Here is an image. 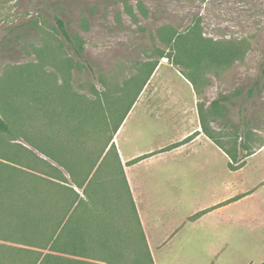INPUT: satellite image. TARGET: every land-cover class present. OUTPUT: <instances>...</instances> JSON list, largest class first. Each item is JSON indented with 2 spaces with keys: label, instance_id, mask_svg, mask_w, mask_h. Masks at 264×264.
<instances>
[{
  "label": "rangeland",
  "instance_id": "rangeland-1",
  "mask_svg": "<svg viewBox=\"0 0 264 264\" xmlns=\"http://www.w3.org/2000/svg\"><path fill=\"white\" fill-rule=\"evenodd\" d=\"M56 19L63 21L74 40L81 41L85 61L73 54ZM166 25L178 32L196 28L205 37L226 40L240 48V56L226 66H201L197 76L201 90L196 94L198 103L209 111V127L222 142L227 143V133L235 134L231 141L236 145L247 139L251 145L264 141V0H0V117L13 132L0 139L4 141L5 162L24 171L10 175L13 183L19 191L27 192L44 187L39 177L57 182L56 178H65V189L50 190L45 210L52 216L63 214L74 198L73 188L84 201L78 212L86 219L85 239L94 245L95 254L101 251L95 244L96 234L91 235L94 225L119 224V240L115 242L121 248L123 262L132 260L135 251L123 232L130 224V209L117 204L110 196L111 187H107V181L116 174L112 165L115 161H105L99 174L101 186L89 189V198L38 143L52 151H58L59 143H69L70 155H74L75 144L80 147L85 142L86 153L81 160L85 159V165L90 162L91 150L103 146L114 123L120 121L129 106V99L119 100L111 114L105 109L109 128L106 135L100 133L103 130H98L97 135L94 129V135L85 138L83 96L87 107L90 104L88 128L102 124L90 120L97 114L94 101L97 98L108 102V96L118 97L124 81L136 73L138 65L157 59L156 50H168L157 35V29ZM176 70L179 72L162 64L157 78H161L167 92L181 94L183 103H189L192 88ZM61 85L66 89L56 88ZM140 107L122 126L116 138L119 144L157 148L180 135V130L159 114L161 106L151 112H143ZM243 131L248 132L246 140L238 136ZM59 132L65 137L57 136ZM22 133H28L32 140L18 136ZM10 140L24 144L30 152L52 163L54 170L27 152H17ZM239 150V154L244 152ZM208 156V177L200 180L198 176L192 182L195 193L190 202L182 203L174 212L173 236L155 249L156 264H263L264 145L246 157L245 165L238 170L228 168L221 148L213 146ZM153 167L158 169L157 164ZM196 171L201 172L200 168ZM75 174L78 176L76 170ZM234 196L240 198L226 202ZM21 208L30 216L37 215L30 202ZM205 209L208 211L189 219ZM123 210L124 216H117ZM37 226L42 237L48 225L40 222ZM0 243V264H26L28 258L34 259V253L11 250L14 247L48 251L16 240Z\"/></svg>",
  "mask_w": 264,
  "mask_h": 264
},
{
  "label": "trees",
  "instance_id": "trees-1",
  "mask_svg": "<svg viewBox=\"0 0 264 264\" xmlns=\"http://www.w3.org/2000/svg\"><path fill=\"white\" fill-rule=\"evenodd\" d=\"M57 27L65 41L69 44L73 54L78 57L81 61H85L82 54V44L80 40H74L67 29L64 26V23L61 19H56ZM157 35L163 41L165 46H167L168 50H156L157 59H151L146 61L142 65H138L137 71L134 75L124 81V87L121 88L120 95L117 96H108V102L103 99L99 100L96 98L94 101V106L96 108L97 114L95 119L92 120V116L90 117L91 121L102 122V124L97 123L95 127L88 128L89 121L87 119V110L90 109V104H86V99H84V109H85V138L86 136L94 135V129L97 131V135H99L98 130L101 134H107L108 132V119L105 116V109L108 111V114H111L113 110L116 109L117 103L121 99H129V106L126 108V111L120 121L113 125L112 132L108 135L105 140L103 146H99L98 148L94 147L91 150L90 162H87L85 165V159L81 160V158L85 156V150L82 146L78 147L73 141L70 143H74L76 147V151L73 153L74 155H70V144L68 143H59L56 147L58 151H52L38 143V146L42 148L45 154L49 155L53 160L57 162V164L71 175L72 181L74 185L78 188H82L84 192L87 193V196L90 198L91 193L88 192L89 189L94 190L95 188L101 186L99 184L100 179V171L103 168V164L106 160H109L110 163L115 161L113 171L116 172L115 176L107 181V187H111L114 200L117 204L121 205L125 208L127 205L128 209H130V213L132 215L129 216L130 224L124 228L123 232L125 233V238L130 239L132 248L135 251V255L132 260L122 261V251L120 246L117 244V230L116 228H120V225L108 224L102 225L101 223H97L93 227V233L97 236V243L95 244L101 251L100 255L95 254V250L93 248L94 245L89 244L85 239V217H80L81 212H78L79 207L84 203L83 199L80 197L79 193L76 192L72 187V191L74 192V198L72 199L70 205L65 208L63 214L50 215L45 207L49 203V192L51 189H57L53 187H58L63 190L65 189L64 182H66L65 178L60 179L56 178L57 181L49 179L48 177H39L41 178L40 182L44 187L30 188L24 191H19L16 188V184L13 183L11 178V174L14 171L24 172L22 169L12 165L11 163L5 162V155L2 151V145L4 143L3 139H0V240H8L13 241L16 240L19 243H23L26 245H31L34 247H38L41 249H46L48 251H36V250H27L19 247L11 248L13 251H25L34 253L35 257L31 260V258L27 259L26 264H154L153 258L151 256L149 247L147 245L145 235L139 221V217L137 214V210L135 207L134 200L132 198V194L125 176L123 164L119 158L118 151L115 143L112 141V137L114 132L119 127V124L125 117L130 105L132 104L135 96L142 89L148 78L151 76L153 71L155 70L159 59L166 58L167 61L175 68L179 70V72L191 83L195 94H199L201 92L200 86L198 85V73L202 69L201 66H207L209 64L212 65H228L231 61L237 59L238 55L240 56L241 50L235 45L229 44L228 41L222 39H211L209 37H205L202 35V32L197 30L196 28H190L183 32H178L174 28L166 25L161 26L157 29ZM55 76V75H54ZM66 84L69 85L67 82ZM59 90L66 89V86L61 85L57 86ZM52 88V91H54ZM132 90V92H131ZM51 91V92H52ZM132 93L131 95H126L125 93ZM107 99V97L105 96ZM222 100L223 99L222 97ZM213 107L215 106V102H212ZM199 117L201 122V127L203 132L219 147L221 148L225 154L229 158L228 167L231 170H236L241 168L245 164L246 157L252 155L256 150L260 149L264 145V141H259L257 145H251L250 141L247 139L246 131L239 132L238 136L244 137L245 142H240L236 145L233 141V137L235 134L227 133V143L221 141L220 137L214 135L213 131L209 127L210 118L209 111L205 109V106L201 103H197ZM48 114V112H47ZM106 117V119H105ZM110 118V117H109ZM105 119V120H104ZM111 121V120H110ZM93 126V125H92ZM92 130V131H88ZM12 130L9 125L0 117V137L6 136V134H12ZM16 135V133L14 134ZM18 135V134H17ZM234 135V136H233ZM21 136L23 138L30 139L28 133H22ZM59 137H65L62 132L57 133ZM91 138V137H90ZM191 137H187L181 142H175L167 145L162 150H167L174 148L181 144L182 142L189 140ZM11 139L15 140L17 138L12 137ZM69 142V141H68ZM10 145L16 148L17 152H27L28 154L35 156L37 160L43 163L49 170H54V165L40 157L38 154L31 151L27 146L20 142H13L10 140ZM244 150L242 154H239L240 150ZM35 154V155H34ZM150 154H143L137 156L129 161L127 164L135 163L143 158L150 156ZM114 155V158L112 157ZM74 163V164H73ZM27 168H30L27 166ZM53 168V169H52ZM112 169V166H111ZM75 170L78 173V176L75 174ZM6 172V175H5ZM46 175H49L45 173ZM51 176V175H49ZM52 177V176H51ZM62 182V183H61ZM104 188V187H100ZM48 190V191H46ZM94 196V194H93ZM28 202L31 203L37 215L30 216V214L21 207H24ZM70 207H74L71 211ZM70 211V212H69ZM208 211V209L198 211L191 215L189 219H194L201 214ZM124 210L118 212L117 216H124ZM69 213V215H67ZM125 219V218H123ZM43 222L48 225V230L42 235H39V228L37 226L38 223ZM120 231V230H119ZM30 233V235H29ZM23 235L24 237H16V235ZM111 237L109 239L106 238ZM27 236H30V239L36 238L35 241L29 240ZM93 239V237H92ZM94 240V239H93ZM119 240V239H118ZM0 247H2L0 243ZM264 264V262H263Z\"/></svg>",
  "mask_w": 264,
  "mask_h": 264
},
{
  "label": "crops",
  "instance_id": "crops-1",
  "mask_svg": "<svg viewBox=\"0 0 264 264\" xmlns=\"http://www.w3.org/2000/svg\"><path fill=\"white\" fill-rule=\"evenodd\" d=\"M162 64L172 66L167 61L158 62L151 76L135 96L112 137L123 164L125 176L154 264H156L155 249L161 248L173 236L175 227L174 212L182 203L187 202L188 204L190 202L192 194L195 193L192 182L198 176L200 180L207 179L206 165L208 159H210L208 153L212 152L213 146L220 149L202 130L197 106L198 99L191 83L176 70L192 88L191 102L185 104L181 94L167 92L165 90L166 86L160 83L161 78H157ZM138 106H141L140 109L143 112H151V110L161 106L159 114L165 116L166 121L172 122L173 127L180 130V135L157 148H143L141 145L134 146L132 144L122 146V144H119L116 138L121 133L122 126ZM187 137L191 138L174 148L162 150L167 145L181 142ZM150 153L152 154L146 158L127 164V161L137 156ZM227 159L228 165V156ZM154 164L158 165L157 170L153 167ZM198 165L200 167H197ZM197 168L201 170L199 174L196 171ZM239 198L234 196L227 199L226 202L235 201Z\"/></svg>",
  "mask_w": 264,
  "mask_h": 264
},
{
  "label": "water",
  "instance_id": "water-1",
  "mask_svg": "<svg viewBox=\"0 0 264 264\" xmlns=\"http://www.w3.org/2000/svg\"><path fill=\"white\" fill-rule=\"evenodd\" d=\"M164 59H165V57H164Z\"/></svg>",
  "mask_w": 264,
  "mask_h": 264
}]
</instances>
